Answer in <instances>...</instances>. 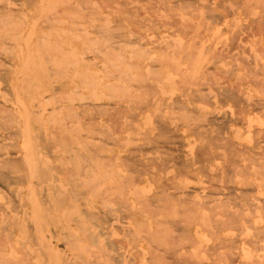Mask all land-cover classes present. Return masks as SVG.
Wrapping results in <instances>:
<instances>
[{
	"label": "rangeland",
	"instance_id": "rangeland-1",
	"mask_svg": "<svg viewBox=\"0 0 264 264\" xmlns=\"http://www.w3.org/2000/svg\"><path fill=\"white\" fill-rule=\"evenodd\" d=\"M240 3L239 0L238 3L237 0H0V15L3 16H0V128L3 130L0 129L3 134L0 133V147L4 149L0 148V178L5 182L7 178L11 182L3 183L0 179V184L6 185H0V208H3L0 210V250H3L0 255L4 260L0 259V264H264L261 258L264 255V34L261 32L262 29L264 31V0H243ZM185 8L189 9L188 13ZM243 8L244 12L241 11ZM213 10L217 14L214 15ZM73 18L79 19L76 21ZM173 18H177L174 20L175 25L171 22ZM252 19L260 22L254 23ZM48 26L51 29H47ZM231 35L237 39L229 38ZM131 40L133 43L129 42ZM169 43L171 46L167 45ZM135 48L140 49L133 52ZM217 49L218 53L222 51L221 54L216 52ZM143 51L146 52L141 55L144 56L140 63L138 55ZM136 52L137 57L132 58ZM239 59L247 64L244 65ZM135 63L136 68L133 66ZM153 63L158 65L152 66ZM126 64L128 67L132 65V68L129 70ZM233 65L236 68L234 71ZM151 67H156L153 68L155 72ZM255 70L258 74L254 73ZM224 71H228L227 74ZM6 72H9L8 78L4 80L2 76ZM136 78L140 79L139 84L143 83L141 79H145L143 85L137 84ZM123 80L128 85H122ZM209 81L212 87L206 83ZM222 82L233 90H227L225 86L224 90ZM218 83L216 89L220 95L214 88ZM152 84L153 88L150 87ZM139 87L144 89H134ZM183 90L184 94L181 92ZM194 94L201 100L194 98ZM223 98L225 101H221ZM36 99L37 102L34 101ZM115 99L118 101L114 102ZM143 102L146 106H142ZM188 109H193L194 113ZM185 113L187 117H184ZM1 114L8 119L1 117ZM209 116L215 119H208ZM3 120L5 122L2 123ZM7 122L8 126L3 125ZM160 124L169 130L166 131L164 125ZM13 125L17 127L13 128ZM7 127L10 134L9 131L7 133ZM157 127H162L159 129H163L166 136L162 132L160 134L162 130ZM171 133L179 138L170 137ZM61 136L68 141L60 139ZM59 141H65L64 145ZM48 144L52 147L44 148ZM10 146L20 149L12 148L15 150L13 152ZM10 152L15 156L12 153L10 157ZM5 157L8 159L6 164V159H3ZM15 157L19 163L15 164L17 160L12 161ZM233 159L238 162L235 163ZM10 166L22 170L18 172L15 171L17 168L10 169ZM16 172L25 173L23 176L27 177H18ZM12 177L22 179L16 181ZM64 177H68V180ZM9 185H12L10 189ZM160 185L162 189H159ZM164 185L166 188H163ZM246 186L251 189L248 190L249 194H243L248 192ZM160 190L164 197L171 200L160 199ZM183 194H187V198ZM58 197L65 199L66 204L63 200L59 201ZM159 199L164 203L168 201L167 211L162 207L168 206L163 202L161 204ZM247 202L252 204L249 206ZM212 205L218 206L214 208ZM212 207L214 211L210 212ZM224 211H227V216L222 215ZM230 211L233 213L230 214ZM177 212L182 213L181 221ZM228 215L238 219L234 218L236 222L232 218L226 220ZM186 217L189 221H186ZM211 218L217 219L215 224L211 223ZM164 219L168 222L177 219L175 221H179V225L174 221L177 231L169 222L168 232L169 227ZM234 222L239 228L232 226ZM158 226L159 229L161 226L160 230L163 228L164 236L160 237L161 240L153 235ZM238 229L242 231L238 232ZM168 233L177 234L174 235L176 239L172 235L169 236L172 238L170 240ZM256 237L259 238L257 241L254 239ZM162 239L165 242L168 240L167 245L176 240L174 245H170L177 251L173 252L165 244H161L162 247L156 246V241L161 243ZM244 239L251 241L245 242ZM253 239L257 245L262 244V248H256V244L254 248ZM157 247L170 251L167 253L159 249L157 252ZM152 250L160 257L154 256ZM164 253L172 257L165 258ZM174 255L178 262L172 259ZM180 255L185 257V260L182 258L183 262L178 260ZM162 256L163 259H158Z\"/></svg>",
	"mask_w": 264,
	"mask_h": 264
},
{
	"label": "bare ground",
	"instance_id": "bare-ground-1",
	"mask_svg": "<svg viewBox=\"0 0 264 264\" xmlns=\"http://www.w3.org/2000/svg\"><path fill=\"white\" fill-rule=\"evenodd\" d=\"M3 1H4V0H3ZM60 1H61V0H59V2H60ZM68 1H69V0H68ZM79 1H80V0H79ZM97 1H98V0H97ZM102 1H104V0H102ZM121 1H122V0H121ZM124 1H126V0H124ZM139 1H140V0H139ZM221 1H222V0H221ZM239 1H241V3L243 2V0H239ZM25 2H27V1H25ZM64 2H65V1H64ZM156 2H157V1H156ZM195 2H196V1H195ZM209 2H210V1H209ZM61 3H62V2H61ZM61 3H60V4H61ZM78 3H80V2H78ZM83 3H84V2H83ZM86 3H87V2H86ZM99 3H100V2H99ZM118 3H119V2H118ZM125 3H126V2H125ZM149 3H150V2H149ZM234 3H235V1H234ZM237 3H238V0H237ZM241 3H240V4H241ZM164 4H165V3H164ZM188 4H189V3H188ZM235 4H236V3H235ZM252 4H253V2H252ZM81 5H82V3H81ZM86 5H87V4H86ZM104 5H105V4H104ZM107 5H108V4H107ZM107 5H106V6H107ZM150 5H151V3H150ZM175 5H176V4H175ZM190 5H191V4H190ZM198 5H199V4H198ZM64 6H65V5H64ZM111 6L113 7V5H111ZM154 6H155V5H154ZM164 6H165V5H164ZM183 6H184V5H183ZM193 6H194V5H193ZM206 6H207V5H206ZM206 6H205V7H206ZM28 7H29V6H28ZM107 7H108V6H107ZM131 7H132V6H131ZM135 7H136V6H135ZM146 7H147V6H146ZM185 7H186V6H185ZM189 7H190V6H189ZM194 7H195V6H194ZM86 8H87V7H86ZM114 8H115V7H114ZM128 8H129V7H128ZM128 8H127V9H128ZM148 8L150 9V11H152V10H151L152 8H150V7H148ZM148 8H147V11H148ZM165 8H166V7H165ZM165 8H164V9H165ZM48 9H50V8H48ZM69 9H70V8H69ZM88 9H90V8H88ZM117 9L119 10V8H117ZM117 9H116V10H117ZM196 9H197V8H196ZM196 9H193V10H196ZM7 10H8V9H7ZM51 10H52V9H51ZM109 10H110V9H109ZM165 10H166V9H165ZM185 10H186V8H185ZM187 10L189 11V9H187ZM187 10H186V12H187ZM191 10H192V9H191ZM72 11H74V10H72ZM85 11H86V10H85ZM154 11H155V10H154ZM206 11H207V9H206ZM210 11H211V10H210ZM241 11L244 12V11H245L244 8H243ZM1 12H2V10H1ZM47 12H49V11H47ZM56 12H57V11H56ZM77 12H78V11H77ZM148 12H149V11H148ZM152 12H153V11H152ZM152 12H150V13H152ZM225 12H226V11H225ZM227 12H228V11H227ZM2 13H3V12H2ZM75 13H76V12H75ZM75 13H74V14H75ZM90 13H92V12H90ZM94 13H95V12H94ZM121 13L123 14V12H121ZM140 13H141V12H139L138 14H140ZM154 13H155V12H154ZM187 13H188V12H187ZM213 13H214V10H213ZM4 14H5V13H4ZM51 14H52V13H51ZM54 14H55V11H54ZM54 14H53V15H54ZM69 14H70V13H69ZM72 14H73V13H72ZM119 14H120V13H119ZM193 14H194V13H193ZM204 14H205V13H204ZM209 14H211V13H209ZM215 14H217V13L215 12L214 15H215ZM226 14H227V13H226ZM8 15H9V14H8ZM11 15H12V14H11ZM11 15H10V17H12ZM53 15H52V16H53ZM56 15H57V13H56ZM89 15H90V14H89ZM91 15H92V14H91ZM131 15H132V14H131ZM171 15H172V14H171ZM174 15H175V14H174ZM189 15H190V14H189ZM0 16H2V15H0ZM28 16H29V15H28ZM48 16H49V15H48ZM64 16H67V15L64 14ZM71 16H72V15H71ZM82 16H83V15H82ZM87 16H88V14H87ZM96 16H97V15H96ZM150 16H151V15H150ZM209 16H210V15H209ZM209 16H208V17H209ZM258 16H260V15L258 14ZM258 16H257V17H258ZM2 17H3V16H2ZM49 17H50V16H49ZM49 17H48V18H49ZM55 17H56V16H55ZM67 17H68V16H67ZM72 17H73V16H72ZM83 17H84V16H83ZM115 17H118V16L115 15ZM124 17H125V16H124ZM171 17H172V16H171ZM204 17H205V16H204ZM220 17H221V16H220ZM260 17H262V16H260ZM0 18H1V17H0ZM17 18H19V17H17ZM84 18H85V17H84ZM84 18H83V19H84ZM120 18H121V17H120ZM192 18H193V16H192ZM209 18H211V17H209ZM258 18H259V17H258ZM45 19H46V17H45ZM73 19L76 20V18H73ZM78 19H79V18H78ZM78 19H77V20H78ZM142 19H143V18H142ZM255 19H256V18H255ZM3 20H4V18H3ZM71 20H72V19H71ZM77 20H76V21H77ZM115 20H116V19H115ZM120 20H121V19H120ZM120 20H119V21H120ZM148 20H149V19H148ZM174 20H177V18H173V19L171 20V22L173 21V23H174ZM250 20H251V19H250ZM252 20H254V19H252ZM1 21H2V20H1ZM1 21H0V22H1ZM6 21H7V20H6ZM47 21H48V19H47ZM117 21H118V20H117ZM117 21H116V22H117ZM119 21H118V22H119ZM127 21H128V20H127ZM258 21L260 22V20H257V22H258ZM261 21H262V20H261ZM3 22H4V21H3ZM13 22H14V21H13ZM13 22H12V23H13ZM17 22H18V21H17ZM40 22H42V21H40ZM257 22L254 20V23H257ZM1 23H2V22H1ZM7 23H8V21H7ZM12 23H10V25H11ZM15 23H16V22H15ZM254 23H253V24H254ZM17 24H18V23H17ZM120 24H121V23H120ZM141 24H142V23H141ZM151 24H153V22H151ZM155 24H156V22H155ZM13 25H14V24H13ZM13 25H11V26H13ZM158 25H161V24H158ZM174 25H175V23H174ZM189 25H190V24H189ZM246 25L248 26V25H250V24H246ZM257 25H258V24H257ZM260 25H261V23H260ZM89 26H90V25H89ZM149 26H150V25H149ZM183 26H185V25L183 24ZM244 26H245V25H244ZM44 27H45V26H44ZM91 27H92V25H91ZM262 27H263V26H262ZM15 28H16V27H15ZM18 28H19V27H18ZM48 28H49V26L47 27V29H48ZM104 28H105V27H104ZM174 28H175V27H174ZM192 28H193V26H192ZM244 28H247V27H244ZM10 29H11V28H10ZM45 29H46V28H45ZM49 29H51V28H49ZM92 29H94V25H93V28H92ZM110 29H111V27H110ZM252 29H253V28H252ZM255 29H258V27H256ZM12 30H13V28H12ZM18 30H19V29H18ZM18 30H17V31H18ZM37 30H38V28H37ZM113 30H114V29H113ZM116 30H117V29H116ZM152 30H154V29H152ZM190 30H191V29H190ZM221 30H222V29H221ZM50 31H51V30H50ZM90 31H91V30H90ZM94 31H95V30H94ZM180 31H181V29H180ZM236 31H237V30H236ZM236 31H234V33H235ZM256 31H258V30H256ZM13 32H14V30H13ZM48 32H49V31H48ZM118 32H119V31H118ZM137 32H138V31H137ZM261 32H263V34H264L263 29H262ZM261 32L258 31V33H261ZM10 33H11V32H10ZM52 33H53V32H52ZM111 33H112V32H111ZM114 33H115V32H114ZM120 33H121V31H120ZM172 33H173V32H171V34H172ZM234 33H233L232 35H234V36L236 35V36H237V34H234ZM237 33H238V32H237ZM247 33H248V32H247ZM100 34H101V33H100ZM104 34H106V32H105ZM123 34H124V33H123ZM132 34H133V33H132ZM141 34H144V33H141ZM4 35H5V34H4ZM138 35H140V33H138ZM184 35H186V34H184ZM232 35H231V36H232ZM255 35H256V34H255ZM17 36H18V35H17ZM80 36H81V35H80ZM133 36H134V35H133ZM141 36H142V35H141ZM141 36H140V37H141ZM198 36H199V35H198ZM234 36L229 37V38H232L233 40H236L237 38L234 37ZM6 37H8V36H6ZM100 37H101V35H100ZM136 37H137V35H136ZM233 37H234V38H233ZM101 38H102V37H101ZM104 38H105V37H104ZM132 38H133V37H132ZM156 38H157V37H156ZM242 38H243V37H242ZM245 38H246V36L244 37V39H245ZM37 39H38V38H37ZM37 39H36V40H37ZM41 39H43V38H41ZM44 39H45V38H44ZM48 39H49V38H48ZM55 39H56V37H55ZM87 39H88V38H87ZM126 39H127V38H126ZM135 39H137V38H135ZM135 39H133L134 42L136 41ZM144 39L146 40V38H144ZM2 40H3V38H2ZM2 40H1V41H2ZM14 40H15V39H14ZM102 40H103V39H102ZM155 40H156V39H155ZM15 41H16V40H15ZM146 41H147V40H146ZM104 42H105V41H104ZM115 42H116V41H115ZM129 42L133 43L132 40L129 41ZM137 42H138V41H137ZM147 42H148V41H147ZM147 42H146V43H147ZM168 42H170V41L168 40ZM233 42H234V41H233ZM235 42H236V41H235ZM235 42H234V43H235ZM3 43H4V42H3ZM51 43H52V41H51ZM102 43H103V42H102ZM144 43H145V42L143 41V44H144ZM170 43H171V42H170ZM170 43L167 44V45H168V46H171L172 43H171V44H170ZM196 43H197V42H196ZM229 43H231V41H230ZM53 44H54V43H53ZM108 44H109V43H108ZM125 44H126V43H125ZM125 44H124V45H125ZM127 44H128V43H127ZM140 44H141V43H140ZM157 44H158V43H157ZM197 44H198V43H197ZM197 44H196V45H197ZM46 45H47V44H46ZM91 45H92V44H91ZM101 45H102V44H101ZM105 45H106V44H105ZM119 45H120V44H119ZM121 45H122V44H121ZM131 45H132V44H131ZM131 45H130V46H131ZM145 45H146V44H145ZM147 45H148V44H147ZM149 45H150V44H149ZM193 45H194V43H193ZM193 45H192V46H193ZM111 46H112V45H111ZM127 46H128V45H127ZM161 46H162V45H161ZM161 46H160V47H161ZM210 46H211V45H210ZM210 46H209L208 48H211ZM228 46H229V45H228ZM6 47H9V46H6ZM6 47H5V48H6ZM42 47H43V46H42ZM47 47H48V46H47ZM49 47H50V46H49ZM98 47H99V46H98ZM112 47H113V46H112ZM157 47H158V46H157ZM163 47H164V46H163ZM145 48H146V47H145ZM158 48H159V47H158ZM161 48H162V47H161ZM166 48H167V47H165L164 49H166ZM205 48H206V47H205ZM239 48H240V47H239ZM36 49H37V48H36ZM82 49H83V48H82ZM114 49H115V48H114ZM125 49H126V48H125ZM128 49H129V48H128ZM137 49H138V48L132 49V51L134 52V51H136ZM139 49H140V48H139ZM139 49H138V50H139ZM148 49H149V48H148ZM159 49H160V48H159ZM164 49H163V50H164ZM191 49H192V48H191ZM48 50H49V49H48ZM121 50H122V48H121ZM126 50H127V49H126ZM176 50H177V49H176ZM176 50H175V51H176ZM257 50H258V49H257ZM9 51H11V50H9ZM12 51H13V49H12ZM87 51H88V50H87ZM147 51H148V50H147ZM154 51H155V50H154ZM223 51H224V50H223ZM92 52H93V51H92ZM139 52H140V51H139ZM144 52H146V51H143V53H139V55H138V52H136L137 54H136V53H133V54H135V55H134V56H131V57H132V58H133V57L135 58V57H137L136 55L140 56V60H139V62L141 63V60H142L141 58H143V56H144V55H143V56L141 57V55L144 54ZM158 52H159V51H158ZM169 52H170V51H169ZM191 52H194V51L192 50ZM191 52H188V53L191 54ZM216 52L218 53V49H217ZM221 52H222V51H221ZM221 52L218 53V54H221ZM259 52H260V51H259ZM259 52H258V53H259ZM93 53H94V52H93ZM131 53H132V52H131ZM185 53H186V52H185ZM214 53H215V51H214ZM227 53H228V52H227ZM5 54H6V53H5ZM84 54H85V53H84ZM91 54H92V53H91ZM117 54H118V53H117ZM145 54H146V53H145ZM152 54H153V53H152ZM152 54H151V55H152ZM88 55H89V54H88ZM118 55H120V54H118ZM122 55H124V53H123ZM215 55H217V54L215 53ZM233 55H234V53H233ZM43 56H44V55H43ZM46 56H47V54H46ZM94 56L97 57L98 55H94ZM109 56H110V55H109ZM190 56H192V54H191ZM212 56H214V54H212ZM221 56H222V55H221ZM230 56H231V55H230ZM9 57H10V56H9ZM110 57H111V56H110ZM214 57H215V56H214ZM218 57H219V56H218ZM35 58H36V57H35ZM43 58H44V57H43ZM47 58H49V57H47ZM89 58H90V57H89ZM89 58H88V59H89ZM112 58H113V57H112ZM122 58H123V57H122ZM138 58H139V57H138ZM145 58H146V57H144V60H145ZM191 58H192V57H191ZM215 58H217V57H215ZM219 58H220V57H219ZM219 58H217V59H219ZM81 59H82V58H81ZM113 59H114V58H113ZM123 59H124V58H123ZM158 59H159V58H158ZM242 59H243V58H242ZM242 59H239V60H240L242 63H244V65L247 64L246 61L244 62V61H242ZM49 60H50V59H49ZM154 60H156V59H154ZM250 60H252V59H250ZM2 61H3V60H2ZM47 61H48V60H47ZM151 61H152V60H150L149 63H150ZM180 61H181V60H180ZM256 61H257V60H256ZM113 62H114V61H113ZM124 62H125V61H124ZM124 62H123V63H124ZM127 62H128V61H127ZM127 62H125V63H127ZM130 62H131V61H129V63H130ZM139 62H138V63H139ZM146 62H147V61H146ZM154 62H155V61H154ZM257 62H258V61H257ZM44 63L46 64V62H44ZM50 63H51V62H50ZM120 63H122V59H121ZM125 63H124V64H125ZM136 63H137V62H136ZM136 63L133 64L134 68L137 67V66H136ZM149 63H148V64H149ZM95 64H96V63H95ZM130 64H132V62H131ZM154 64H156V63H153L152 66H154ZM215 64H216V62H215ZM258 64H259V63H258ZM90 65H91V64H90ZM119 65H120V64H119ZM138 65H139V64H138ZM156 65H158V64H156ZM156 65H155V66H156ZM212 65H214V64H212ZM32 66H33V65H32ZM112 66H113V65H111V67H112ZM121 66H122V64H121ZM126 66H127V64H126ZM126 66H124V67H126ZM128 66H129V65H128ZM128 66H127V67H128ZM135 66H136V67H135ZM233 66H234V65H233ZM258 66H259V65H258ZM84 67H85V66H84ZM149 67H150V65H149ZM157 67H158V66H157ZM248 67H249V66H248ZM6 68H7V67H5V70H6ZM51 68H53V67H51ZM131 68H132V65H131V67H128L129 70H130ZM153 68H156V67H151V69H153ZM207 68H208V67H207ZM211 68H214V67H211ZM246 68H247V65H246ZM259 68H262V67L259 66ZM3 69H4V68H3ZM7 69H8V68H7ZM54 69H55V68H54ZM126 69H127V68H126ZM126 69H125V70H126ZM128 69H127V70H128ZM148 69H149V68H148ZM233 69H236L235 66H234V68H232V70H233ZM9 70H10V69H9ZM57 70H58V69H57ZM116 70H117V69H116ZM153 70H154V69H153ZM156 70H157V69H156ZM211 70H212V69H211ZM250 70H251V69H250ZM261 70H262V69H261ZM6 71H7V70H6ZM53 71H55V70H53ZM121 71H122V70H121ZM233 71H234V70H233ZM256 71H257V70H255L254 73H257ZM10 72H11V70H10ZM60 72H61V71H60ZM60 72H57V71H56V73H58L59 75L62 74V73H60ZM154 72H155V70H154ZM213 72H214V69H213ZM224 72H225V71H224ZM226 72H228V71H226ZM226 72H225V74H227ZM248 72H249V71H248ZM248 72H247V73H248ZM252 72H253V71H252ZM258 72H259V71H258ZM4 73H5V72H4ZM6 73H7V72H6ZM8 73H9V72H8ZM8 73L6 74L7 76H6V75H5L4 77L2 76V79L7 80V78H8ZM40 73H41V72H40ZM205 73H206V72H205ZM229 73H231V71H229ZM233 73H234V72H233ZM233 73H232V74H233ZM247 73H246V75H247ZM38 74H39V73H38ZM158 74H159V73H158ZM248 74H249V73H248ZM252 74H253V73H252ZM257 74H258V73H257ZM0 75H1V74H0ZM40 75H41V74H40ZM63 75H64V74H63ZM111 75H112V74H111ZM115 75H116V73H115ZM117 75H118V74H117ZM122 75H123V77H125L123 73H122ZM122 75H121V76H122ZM140 75H141V74H140ZM159 75H160V74H159ZM46 76L48 77V75H46ZM82 76H83V75H82ZM121 76H119V77H121ZM127 76H129L128 72H127ZM156 76H157V75H154V77H156ZM208 76H209V75H207V77H208ZM6 77H7V78H6ZM44 77H45V76H44ZM141 77H142V76H141ZM148 77H149V76H148ZM225 77H226V76H225ZM227 77H228V76H227ZM0 78H1V77H0ZM5 78H6V79H5ZM142 78H143V77H142ZM149 78H150V77H149ZM24 79H25V78H24ZM93 79H94V78H93ZM95 79H96V78H95ZM116 79H118L117 76H116ZM119 79H120V78H119ZM121 79H122V77H121ZM121 79H120V80H121ZM209 79L211 80V77H210V76H209ZM44 80H45V79H44ZM77 80H79V79H77ZM134 80H135V79H134ZM138 80H140V79H138ZM138 80H137V78H136V81H135V82H137ZM144 80H145V79H143V80L141 79V81H143V83H144ZM249 80H250V78H249ZM24 81H25V80H24ZM80 81H82V80H80ZM253 81H254V80H253ZM62 82H63V81H62ZM92 82H93V81H92ZM121 82H122V81H121ZM126 82H127V81H126ZM126 82H124V80H123L122 85H124V83H126ZM178 82H179V81H178ZM7 83H8V82H7ZM45 83H46V82H45ZM78 83H79V82H78ZM131 83H133V82L131 81ZM143 83H140V84L143 85ZM145 83H146V82H145ZM206 83L209 84L210 81H209V82H206ZM206 83H205V84H206ZM215 83H216V82H214L213 84H215ZM252 83H253V82H252ZM31 84H33V83H31ZM126 84H127V83H126ZM137 84H139V81L137 82ZM140 84H139V85H140ZM256 84L258 85L259 83H256ZM87 85H88V84H87ZM122 85H120V86L122 87ZM127 85H128V84H127ZM127 85H126V87H128V89H129V86H127ZM132 85H133L132 87H134V83H133ZM153 85H154V84H152V86L150 85V87L153 88V87H154ZM209 85H211V84H209ZM218 85H219V83L217 84L216 87L214 86V88H215L216 91L218 90V89H216V88L218 87ZM222 85H223V82H222ZM222 85H221V86H222ZM226 85H227V84H226ZM226 85L224 84L222 87L224 88V86L226 87ZM24 86H26V85H24ZM47 86H48V85H47ZM61 86H62V84H61ZM84 86H85V85H84ZM124 86H125V85H124ZM204 86H205V85H204V83H203V88L205 89ZM4 87L6 88L5 85H4ZM148 87H149V85H148ZM211 87H212V85H211ZM222 87H221V88H222ZM232 87H233V86H232ZM2 88H3V87H2ZM5 88H3V89H5ZM7 88H8V87H7ZM51 88H52V87H51ZM88 88H90V87L88 86ZM101 88H102V87H101ZM124 88H125V87H124ZM151 88H150V89H151ZM226 88H227V87H226ZM52 89H53V88H52ZM109 89H110V87H109ZM125 89H127V88H125ZM134 89H135V90H136V89H140V90H141V89H144V88H143V87H142V88L139 87V88H134ZM150 89H149V90H150ZM228 89H229V86H228L227 90H228ZM5 90L8 91L9 89H5ZM25 90H26V89H25ZM73 90H74V89H73ZM88 90H89V89H88ZM181 90H182V89H181ZM191 90H192V89H191ZM220 90H221V89H220ZM222 90H223V89H222ZM224 90H226V89L224 88ZM229 90H233V88H232V89H229ZM234 90H235V88H234ZM44 91H45V89H44ZM46 91H47V90H46ZM130 91H133V89L130 90ZM141 91H142V90H141ZM236 91H237V90H236ZM119 92H120V91H119ZM151 92H152V90H151ZM181 92H183V94H184L185 90H183V91H181ZM191 92H192V91H191ZM191 92H190V93H191ZM193 92H194V90H193ZM217 92L219 93V91H217ZM222 92H224V91H222ZM226 92H227V91H226ZM24 93H25V92H24ZM39 93H40V92H39ZM115 93H116V92H115ZM123 93H124V92H123ZM144 93H146V89L144 90ZM153 93H154V92H153ZM153 93H152V94H153ZM190 93H189V94H190ZM51 94H52V93H51ZM120 94H121V93H120ZM124 94L126 95V92H125ZM220 94H221V93H219V95H220ZM36 95H37V94H36ZM36 95H35V96H36ZM153 95H154V94H153ZM190 95H191V94H190ZM194 95H195L194 98H196V97H197L196 94H194ZM194 95H193V96H194ZM25 96H26V95H25ZM52 96H53V95H52ZM106 96H107V94H106ZM108 96H109V95H108ZM108 96H107V97H108ZM115 96H116V95H115ZM130 96H131V94H130ZM191 96H192V95H191ZM191 96H190V97H191ZM204 96H205V95H204ZM207 96H208V95H206V97H207ZM230 96H231V95H230ZM232 96H233V95H232ZM135 97H136V95H135ZM147 97H148V96H147ZM188 97H189V96H188ZM222 97H224V96H222ZM234 97H235V96H234ZM2 98H3V97H2ZM35 98H36V97H35ZM35 98H34V99H35ZM48 98H49V97H48ZM85 98H86V97H85ZM110 98H111V97H110ZM143 98H144V97H143ZM177 98H178V97H177ZM198 98H199V97H197V99H198ZM209 98H210V97H209ZM123 99H124V98H123ZM140 99H142V98H140ZM140 99H139V100H140ZM150 99H151V98H149V100H148L147 102H149ZM192 99H193V98H192ZM83 100H84V99H83ZM85 100H86V99H85ZM173 100H174V99H173ZM176 100H177V104H179V103H178L179 98L176 99ZM199 100H201V99L199 98ZM227 100H228V99H227ZM2 101H3V100H2ZM2 101H1V103H2ZM34 101L37 102V99L34 100ZM38 101H39V100H38ZM112 101H113V100H112ZM117 101H118V99H117ZM117 101H116V99H115L114 102H117ZM136 101L138 102V100H136ZM141 101H142V100H141ZM195 101H196V100H195ZM205 101H208V100H205ZM221 101H225L224 98H223ZM81 102H83V101H81ZM84 102H85V101H84ZM173 102H175V101H173ZM143 103H144V102H143ZM180 103H181V101H180ZM182 103H183V102H182ZM81 104H83V103H81ZM90 104H92V103L90 102ZM115 104H117V103H115ZM148 104H150V103H148ZM210 104H211V103H210ZM6 105H7V104H6ZM6 105L4 104L3 106H6ZM33 105H34V104H33ZM131 105H132V104H131ZM144 105H145V103H144L142 106H144ZM121 106H122V105H121ZM129 106H130V105H129ZM142 106H141V109H142ZM145 106H146V105H145ZM254 106H255V105H254ZM79 107H80V106H79ZM130 107H131V106H130ZM35 108H37V106H35ZM54 108H55V107H54ZM135 108H136V107H135ZM173 108H174V106H173ZM192 108H193V107H192ZM57 109H59V108L57 107ZM131 109H132V108H131ZM143 109H144V108H143ZM143 109H142V110H143ZM161 109H162V108H161ZM177 109H178V108H177ZM181 109H182V108H181ZM34 110H36V109H34ZM37 110H38V108H37ZM51 110H53V108H52ZM184 110H185V109H184ZM188 110H190V109H188ZM191 110H192V111H191ZM191 110H190V111H191L190 113H192V112L194 113L193 109H191ZM38 111H39V110H38ZM6 112H7V111H6ZM66 112H67V111H66ZM117 112H118V111H117ZM186 112H187V111H186ZM34 113H35V112H34ZM34 113H33V114H34ZM36 113H37V112H36ZM64 113H65V112H64ZM121 113H122V112H121ZM187 113H188V112H187ZM236 113H237V112H236ZM2 114H3V113H2ZM2 114H1V115H2ZM79 114H80V113H79ZM131 114H133V113H131ZM118 115H119V114H118ZM133 115L135 116V114H133ZM195 115H196V113H195ZM64 116H67V115H63V117H64ZM99 116H100V115H99ZM189 116H190V115H189ZM196 116H197V115H196ZM1 117H6V116H3V115H2ZM15 117H16V115H15ZM85 117H86V116H85ZM96 117H97V116H96ZM109 117H110V116H109ZM111 117H112V116H111ZM135 117H136V116H135ZM159 117H160V116H159ZM159 117H158V118H159ZM184 117H187L186 113H185V116H184ZM192 117H193V116L191 115V118H192ZM210 117H211V116H209V117H207V118L209 119ZM213 117H214V116H213ZM213 117H212V118H213ZM6 118H7V117H6ZM66 118H68V117H66ZM66 118H65V119H66ZM212 118H210V119H212ZM217 118H218V117H217ZM7 119H8V118H7ZM14 119H15V118H14ZM208 119H207V120H208ZM213 119H215V118H213ZM218 119H219V118H218ZM218 119H216V120L218 121ZM226 119H227V118H226ZM236 119H237V118H236ZM241 119H242V117H241ZM0 120H2V119L0 118ZM92 120H93V119H92ZM154 120H155V119H154ZM158 120H159V119H158ZM160 120H161V119H160ZM229 120H230V119H229ZM14 121H15V120H14ZM213 121H214V120H213ZM217 121H216V122H217ZM238 121L240 122L239 119H238ZM1 122L3 123V122H5V121L3 120V121H1ZM16 122H17V124H18V121H16ZM153 122H154V121H153ZM216 122H214V123H216ZM225 122H226V121H225ZM8 123H9V122H7V124L5 123V124H3V125H5V126L7 125V126H8ZM49 123H50V122H49ZM49 123H48V124H49ZM210 123H213V122L211 121ZM210 123H208V124H210ZM87 124H88V123H87ZM155 124H157V122H156ZM158 124H159V123H158ZM165 124H166V123H165ZM202 124H203V123H202ZM218 124H219V123H218ZM55 125H56V123H55ZM62 125H63V124H62ZM160 125H164V124H160ZM160 125H159V126H160ZM198 125H199V124H198ZM203 125H204V124H203ZM216 125H217V123H216ZM15 126H16V125H15ZM15 126L13 125V128H14ZM18 126H19V124H18ZM49 126H51V124H50ZM89 126H91V125H89ZM89 126H88V127H89ZM156 126H158V125H156ZM195 126H196V125H195ZM199 126H200V125H199ZM16 127H17V126H16ZM62 127H65V126H62ZM112 127H113V126H112ZM253 127H254V126H253ZM3 128H5V127H3ZM7 128H8V130H7V133H8V131H9L10 129H9V127H7ZM48 128H49V127H48ZM56 128H57V127H56ZM65 128H69V127H65ZM89 128H90V127H89ZM157 128L159 129V128H162V127H157ZM164 128L166 129V128H168V127H166V126L164 125ZM193 128H196V127H193ZM217 128H218V126H217ZM217 128H216V129H217ZM0 129H1V128H0ZM50 129H51V128H50ZM205 129H206V128H205ZM1 130H2V129H1ZM1 130H0V131H1ZM16 130H17V129H16ZM84 130H85V129H84ZM159 130H162V131H160V132L157 131V132H159L160 134H161V132H162V135H163V136H164V135L166 136V134H163V133L165 132L163 129H159ZM168 130H169V129H166V131H168ZM171 130H172V128H171ZM191 130H192V129H191ZM193 130H194V129H193ZM219 130H220V129H219ZM253 130H254V129H253ZM2 131H3V130H2ZM13 131L15 132V129H14ZM18 131H19V130H18ZM18 131H17V132H18ZM50 131H51V130H50ZM85 131H86V130H85ZM174 131H175V130H174ZM194 131H196V129H195ZM207 131H208V130H207ZM207 131L205 130V132H207ZM11 132H12V131H11ZM40 132H41V130H40ZM104 132H106V131H104ZM157 132H156V133H157ZM171 132H172V131H171ZM199 132H200V131H199ZM208 132H209V131H208ZM215 132H216V130H215ZM0 133H1V132H0ZM85 133H86V132H85ZM216 133H217V132H216ZM252 133H253V132H252ZM9 134H10V131H9ZM74 134H75V133H74ZM167 134H169V132H168ZM1 135H3V134L1 133ZM1 135H0V136H1ZM7 135H8V134H7ZM16 135H17V134H16ZM175 135H176V134H175ZM175 135H174L173 133H171V134H170V137L173 136L172 138H176L177 136L174 137ZM216 135L219 136L218 134H216ZM261 135H262V134H260V136H261ZM10 136H11V135H9V137H10ZM17 136H18V135H17ZM157 136H158V135H156V137H157ZM212 136H213V135H212ZM262 136L264 137V133H263ZM9 137H8V138H9ZM11 137H13V136H11ZM263 137H262V138H263ZM40 138H41V136H40ZM61 138H62V136L60 137V139H61ZM177 138H179V136H178ZM0 139H1V137H0ZM3 139H4V137H3ZM9 139H10V138H9ZM18 139H19V138H18ZM62 139L67 140L65 137L62 138ZM156 139H157V138H156ZM209 139H210V138H209ZM217 139H218V138H217ZM219 139H220V138H219ZM219 139H218V140H219ZM12 140H13V139H12ZM48 140H50V139H48ZM154 140H155V139H154ZM157 140H158V139H157ZM160 140H161V139H160ZM163 140H164V139H163ZM166 140H167V139H166ZM173 140H174V139H173ZM178 140H179V139H178ZM210 140H211V139H210ZM210 140H209V141H210ZM213 140H214V139H213ZM215 140H216V139H215ZM221 140H222V139H221ZM1 141H2V140H0V142H1ZM8 141H9V140H8ZM16 141H18L17 138H16ZM67 141H68V140H67ZM145 141H146V140H145ZM164 141H165V140H164ZM169 141H170V139H169L167 142H169ZM226 141H227V140H226ZM59 142H61V141H59ZM63 142H65V141H62L61 143L63 144ZM82 142H83V141H82ZM179 142H180V141H179ZM214 142H217V141H214ZM218 142H219V141H218ZM262 142H263V141H262ZM12 143H13V142H12ZM12 143H11V145H12ZM50 143H51V145H53L51 141H50ZM113 143H114V142H113ZM170 143H171V142H170ZM170 143H169V144H170ZM212 143H213V142H212ZM6 144H7V143H6ZM66 144H67V143H66ZM91 144H92V143H91ZM103 144H104V143H103ZM162 144H163V142H162ZM166 144H167V143H166ZM177 144H178V143H177ZM214 144H215V143H214ZM255 144H256V143H255ZM2 145H4V144L2 143ZM15 145H16V144H15ZM51 145H49V144H48V145H44V148H45V147H50ZM59 145H60V143H59ZM63 145H64V144H63ZM145 145H147V144H145ZM167 145H168V144H167ZM219 145L222 146V144H219ZM19 146H20V145H19ZM66 146H67V145H65V147H66ZM68 146H69V144H68ZM109 146H110V145H109ZM215 146H216V145H215ZM223 146H224V145H223ZM226 146H227V145H226ZM1 147H2V146H1ZM1 147H0V148H1ZM10 147H11L10 150L13 151V152H14L15 150H12V148H14V149H15V148H19V149H20V147H16V146H15V147H14V146H10ZM51 147H52V146H51ZM89 147H90V146H89ZM168 147H169V146H168ZM234 147H235V146H234ZM67 148H68V147H67ZM67 148H66V150H67ZM102 148H103V147H102ZM2 149H3V147H2ZM6 149H7V148H6ZM19 149H18V150H19ZM69 149H70V147H69ZM95 149H96V148H95ZM97 149H98V148H97ZM134 149H136V148L134 147ZM0 150H1V149H0ZM3 150H4V149H3ZM170 150H171V149H170ZM234 150H235V149H234ZM6 151H7V150H6ZM19 151H21V150H19ZM131 151H132V150H131ZM134 151H135V150H134ZM168 151H169V150H168ZM168 151H167V152H168ZM171 151H173V150H171ZM244 151H245V150H244ZM256 151H257V150H256ZM1 152H2V151H1ZM7 152H8V151H7ZM13 152H10L8 155H10V157H12L11 155H12ZM48 152H49V151H48ZM69 152H70V151H69ZM95 152H96V151H95ZM137 152H138V150H137ZM164 152H165V151H164ZM228 152H229V151H228ZM245 152H246V151H245ZM2 153H3V152H2ZM143 153H144V152H143ZM13 154H14V153H13ZM44 154H45V153H44ZM47 154H48V156H49V153H47ZM204 154H205V153H204ZM233 154H234V153H232V155H233ZM253 154H254V153H253ZM255 154H256V153H255ZM6 155H7V154H6ZM21 155H22V153H21ZM94 155H95V154H94ZM136 155H137V154H136ZM136 155H135V156H136ZM215 155H216V154H215ZM256 155H258V154H256ZM1 156H2V155H1ZM14 156H15V154H14ZM54 156H55V155H54ZM56 156H57V155H56ZM67 156H68V155H67ZM70 156H71V155H70ZM79 156H81V154H80ZM126 156H127V155H126ZM130 156H131V155H130ZM132 156H133V155H132ZM132 156H131V157H132ZM174 156H175V155H174ZM213 156H214V155H213ZM17 157H19V156H17ZM20 157H21V156H20ZM20 157H19V158H20ZM57 157H58V156H57ZM82 157H83V156H82ZM131 157H130V158H131ZM133 157H134V156H133ZM136 157H137V156H136ZM214 157H215V156H214ZM250 157H251V156H250ZM1 158H2V157H1ZM7 158H8V157H7ZM15 158H16V157H15ZM15 158H14L12 161L17 160V158H16V159H15ZM126 158H127V157H126ZM126 158H125V159H126ZM134 158H135V157H134ZM138 158H139V157H138ZM152 158H153V157H152ZM155 158H156V157H155ZM155 158H154V159H155ZM164 158H165V157H164ZM168 158H169V157H168ZM3 159H4V161H5L6 157L3 158ZM21 159H22V158H21ZM127 159H128V158H127ZM166 159H167V158H166ZM171 159L174 160L173 158H171ZM171 159H170V160H171ZM7 160H8V159H6L5 164H6ZM9 160H11V159H9ZM82 160H83V159H82ZM130 160H132V158H131ZM136 160H138V159H136ZM161 160H162V158H161ZM167 160H168V159H167ZM233 160H234V159H233ZM19 161H21V160H19ZM132 161H133V160H132ZM138 161H139V160H138ZM138 161L136 162L137 164H139ZM150 161H151V160H150ZM236 161H237V160H236ZM14 162H15V164H16V162L19 163L18 160H17V161H14ZM139 162H140V161H139ZM164 162H167V161L165 160ZM164 162H163V163H164ZM205 162H206V161H205ZM234 162H235V160H234ZM234 162H233V164H234ZM237 162H238V161H237ZM237 162H235V163H237ZM254 162H255V161H254ZM10 163H11V162H10ZM127 163H128V162H127ZM206 163H207V162H206ZM228 163H229V162H228ZM7 164H9V163H7ZM20 164H21V162H20ZM89 164H90V163H89ZM134 164H135V161H134ZM263 164H264V163H263ZM18 165H19V164H18ZM125 165H126V164H125ZM144 165H145V164H144ZM154 165H155V164H154ZM245 165H246V164H245ZM260 165H261V164H260ZM13 166H14V164H13ZM13 166H12V167L10 166L11 168H10V167H9V168H10V169L15 168V167H13ZM16 166H17V165H16ZM19 166L22 168V165H19ZM127 166H128V165H127ZM137 166H138V165H137ZM175 166H176V165H175ZM184 166H185V165H184ZM232 166H233V165H232ZM237 166H238V165H237ZM256 166H257V164H256ZM49 167H50V166H49ZM49 167H48V168H49ZM81 167H82V166H81ZM169 167H170V166H169ZM200 167L202 168V166H200ZM244 167H245V166H244ZM16 168H17V169H16ZM16 168H15L16 170L14 169L15 171L22 170V169H20V168H18V167H16ZM51 168H52V167H51ZM248 168H249V167H248ZM0 169H1V172H2V167H1ZM10 169H8V170H10ZM54 169H55V168H54ZM176 169H177V168H176ZM216 169H217V168H216ZM226 169H227V167H226ZM228 169H229V168H228ZM230 169H231V168H230ZM233 169H234V168H233ZM244 169H245V168H243L242 170H244ZM260 169H261V168H260ZM3 170H4V169H3ZM262 170H263V168H262ZM23 171H24V170H23ZM44 171H45V170H44ZM136 171H137V170H136ZM143 171H144V170H143ZM233 171H234V170H233ZM246 171H247V170H246ZM11 172H12V171H11ZM18 172H19V171H18ZM67 172H68V171H67ZM141 172H142V170H141ZM141 172H140V173H141ZM203 172H204V171H203ZM229 172H230V171H229ZM244 172H245V171H244ZM3 173H5V172H3ZM64 173H65V172H64ZM204 173H207V172H204ZM231 173H232V172H231ZM245 173H246V172H245ZM1 174H2V173H1ZM13 174H14V173H13ZM13 174H12V175H13ZM15 174H18V175H16V176H18V177L22 176L23 178L26 176V175L23 176V174H25V173H23V174L21 173V174H20V173H17V172H16ZM19 174H20V175H19ZM207 174H208V173H207ZM226 174H229V173H226ZM7 175H8V174H7ZM8 176L11 177V175H8ZM8 176H7V177H8ZM65 176H66V174H65ZM71 176H72V175H71ZM0 177H1V176H0ZM5 177H6V176H5ZM18 177H17V179H18ZM26 177H27V176H26ZM47 177H48V176H47ZM73 177H74V176H73ZM73 177H72V178H73ZM227 177H228V176H227ZM227 177H226V180H227ZM12 178H14V177H12ZM15 178H16V177H15ZM15 178H14V179H15ZM65 178L67 179L68 177H64V179H65ZM72 178H70V179H72ZM75 178H76V177H75ZM132 178H133V177H132ZM208 178H209V177H208ZM228 178H229V177H228ZM0 179H1V178H0ZM21 179H22V178H21ZM21 179H20V180H21ZM24 179H25V178H24ZM47 179H49V177H48ZM76 179H77V178H76ZM167 179H169V177H168ZM167 179H166V180H167ZM1 180H2V179H1ZM15 180H16V179H15ZM15 180H13V181L15 182ZM18 180H19V179H18ZM18 180H16V181H18ZM20 180H19V181H20ZM43 180H44V179H43ZM67 180H68V179H67ZM67 180H66V181H67ZM218 180H219V179H218ZM7 181H9V184H11L10 180H8V179L6 178V182H7ZM13 181H12V182H13ZM23 181H24V180H23ZM23 181H21V183H22ZM211 181H212V180H211ZM231 181H232V180H231ZM2 182H3V183L5 182L4 179L2 180ZM2 182L0 181V183H2ZM6 182H5V183H6ZM24 182H27V181H24ZM124 182H126V181H124ZM124 182H123V183H124ZM227 182H228V180H227ZM233 182H234V181H233ZM21 183H19V184L21 185ZM211 183H213V182H211ZM7 184H8V183H7ZM16 184H17V183H16ZM22 184H23V183H22ZM70 184H71V185H74V184L71 183V181H70ZM225 184H226V183H225ZM231 184H232V182H231ZM0 185L2 186V185H5V184H0ZM13 185H14V183H13ZM157 185H158V184H157ZM226 185H227V184H226ZM5 186H6V185H5ZM11 186H12V185H11ZM11 186H10V185L8 186L9 189H10ZM110 186H111V185H110ZM125 186H126V184H125ZM161 186H162V185L159 186V189H162ZM167 186H168V185H167ZM169 186H170V185H169ZM248 186H249V185H248ZM248 186H246V188H247ZM111 187H112V186H111ZM121 187H122V185H121ZM12 188H13V187H12ZM163 188H166V186L164 185ZM213 188H214V187H213ZM215 188H216V187H215ZM230 188H231V187H230ZM230 188H229V190H230ZM248 188H249V187H248ZM68 189H69V188H68ZM209 189H210V188H209ZM226 189H227V188H226ZM70 190H71V189H70ZM248 190L251 191L250 188H249V189H246V191H248ZM7 191H9V190H7ZM71 191H72V190H71ZM179 191H180V190H179ZM188 191H189V190H188ZM210 191H211V190H210ZM231 191H232V193H233V190H231ZM244 191H245V190H244ZM10 192H11V191H10ZM73 192H74V191H73ZM123 192H124V191H123ZM158 192H159V194H160L161 196H163L162 198H161V196H160V199H163V200L170 199V200H171V198H166V197H164V193L161 194V190L158 191ZM164 192H165V191H164ZM186 192H187V191H186ZM213 192L215 193L216 191H212V193H213ZM228 192H229V191H228ZM242 192H243V191H242ZM176 193H177V192H176ZM187 193L189 194L190 191L187 192ZM207 193H208V192H207ZM230 193H231V192H230ZM247 193L249 194L250 192L248 191V192H245V193H243V194H247ZM71 194H72V193H71ZM115 194H117V193H115ZM227 194H228V193H226V195H227ZM72 195H73V194H72ZM172 195L174 196V193H172ZM183 195H184V197H185L187 194H183ZM207 195H208V194H207ZM210 195H212V194L210 193ZM234 195H235V193H234ZM173 196H170V195H169L168 197H173ZM189 196H190V195H189ZM231 196H232V194H231ZM72 197H73V196H72ZM74 197H75V196H74ZM63 198H64V197H63ZM173 198H174V197H173ZM173 198H172V199H173ZM185 198H187V197H185ZM185 198H184V199H185ZM238 198H239V197H238ZM245 198H248V197L246 196ZM56 199H57V198H56ZM59 199H60V198L58 197V200H59ZM68 199H69V198H68ZM117 199H118V201L120 202L119 198H117ZM117 199H116V200H117ZM154 199H155V198H154ZM160 199H159L158 201H160ZM207 199H208V197H207ZM207 199H206V201H209V200H207ZM213 199H214V197H213ZM213 199H212V200H213ZM223 199H224V198H223ZM262 199H263V198H262ZM58 200H57V201H58ZM62 200L65 201V199H62ZM62 200L60 199L59 201L62 202ZM110 200H112V199H110ZM123 200H124V199H123ZM147 200H148V199H147ZM151 200H152V199H151ZM236 200H238V199H236ZM13 201H14V198H13ZM59 201H58V202H59ZM118 201H117V202H118ZM142 201H143V200H142ZM223 201H224V200H223ZM238 201H240V198H239ZM238 201H235V202H238ZM246 201H247V200H246ZM58 202H57V203H58ZM143 202H144V201H143ZM150 202H151V201H150ZM160 202H161V201H160ZM162 202H163V201H162ZM162 202H161V204L164 203V202H163V203H162ZM165 202H166V201H165ZM167 202H168V201H167ZM167 202L164 203V205H167V206H168L169 204H168ZM185 202L188 204L187 201H185ZM185 202H184V203H185ZM227 202H228L229 204H233V203H230V201H227ZM227 202H226V203H227ZM232 202H234V201L232 200ZM235 202H234V203H235ZM14 203H15V202H14ZM64 203L66 204V201H65ZM64 203H63V204H64ZM124 203H125V202H124ZM204 203H205V202H204ZM216 203H217V202H216ZM12 204H13V203H12ZM59 204H60V203H59ZM120 204H122V203H120ZM148 204H149V203H148ZM187 204H186V205H187ZM206 204H208V202H207ZM239 204H240V203H239ZM246 204H249V203L247 202ZM251 204H252V203H251ZM251 204H249V206H250ZM60 205H62V204H60ZM201 205H202V204H201ZM215 205H216V204H215ZM224 205H225V204H224ZM235 205L238 206L237 204H235ZM240 205H241V204H240ZM66 206H67V205H66ZM68 206H69V205H68ZM68 206H67V207H68ZM107 206H108V205H107ZM107 206H106V208H108ZM162 206H163V205H162ZM212 206L214 207V205H212ZM217 206H218V205H217ZM217 206H215V207H217ZM249 206H247V207H249ZM253 206H254V205H253ZM60 207H62V206H59V208H60ZM71 207H72V206H71ZM157 207H158V206H157ZM213 207L211 208L212 210H210V212H211V211H214ZM215 207H214V208H215ZM219 207H220V206H219ZM232 207H233V206H232ZM62 208H63V207H62ZM68 208H69V207H68ZM124 208H125V210H126V207H124ZM141 208H142V207H141ZM164 208H165L166 211H167V210L169 209V206H168V208H166V207H162V209H164ZM203 208H206V206H204ZM239 208H240V206H239ZM1 209H3V208H0V210H1ZM49 209H50V208H49ZM118 209H119V208H118ZM154 209H155V208H154ZM165 209H164V210H165ZM221 209L224 210L223 207H222ZM249 209H250V208H249ZM67 210H68V209H67ZM146 210L148 211V210H150V208H146ZM188 210H189V207H188ZM208 210H209V208H208ZM4 211H5V210H4ZM119 211H120V210H119ZM121 211H122V210H121ZM126 211H127V210H126ZM155 211H156V210H155ZM227 211H228V210H227ZM227 211H226V212H227ZM239 211H241V209H239ZM239 211H237V213H238ZM252 211H253V209H252ZM106 212H107V210H106ZM127 212H128V211H127ZM127 212H126V213H127ZM129 212H130V211H129ZM168 212H169V211H168ZM186 212H187V210L185 211V213H186ZM190 212H191V211H190ZM226 212L224 211L222 215H226V216H227ZM235 212H236V211H235ZM84 213H86V212H84ZM126 213H124V214H126ZM153 213H154V211H153ZM232 213H233V212L230 211V214H232ZM237 213H234V214L237 215ZM262 213H263V212H262ZM82 214H83V213H82ZM90 214L92 215V213H90ZM106 214H107V213H106ZM128 214H130V213H128ZM177 214H178V217H179V220H180V216L182 217V213L179 214V213L177 212ZM187 214H188V213H187ZM190 214H191V213H190ZM240 214H242V213L240 212ZM263 214H264V213H263ZM263 214H262V215H263ZM109 215H110V214H109ZM122 215H123V214H122ZM103 216H105L104 213H103ZM197 216H198V215H197ZM197 216H195V218H196ZM100 217H101V216H100ZM188 217H189V216H188ZM242 217H243V216H242ZM79 218H80V217H79ZM86 218H87V217H86ZM88 218H90V217H88ZM88 218H87V219H88ZM101 218H102V217H101ZM104 218H107V217H104ZM111 218H112V217H111ZM186 218H187V217H186ZM189 218H190V217H189ZM230 218H232L233 221L235 220V222H236V219H238V218H236V217H234V216H230V215H228V217L225 218V219L227 220V219H230ZM234 218H236V219H234ZM263 218H264V216H263ZM91 219H92V218H91ZM132 219H133V218H132ZM165 219H166V218H165ZM165 219H164V220H165ZM225 219H224V221H225ZM80 220H82V219H80ZM95 220H96V219H94V221H95ZM107 220H108V219H107ZM175 220H177V219H175ZM175 220H174V221H175ZM209 220H210V219H209ZM215 220H217V219H216V218H215V219H212V218H211V223L213 222V223L215 224V223H216ZM218 220H219V219H218ZM239 220H240V219H239ZM249 220H250V219H249ZM174 221H171V222L169 221V222H170V223H169L167 220H165L164 223L166 224V226H168V223H169V225L172 224L173 226H172V225H171V226L173 227L174 230H176L175 227H176L177 225H179V224H178L179 221H175V222L177 223L176 226H175V222H174ZM180 221H181V220H180ZM186 221H189L188 218L186 219ZM219 221H220V220H219ZM244 221H245V220H244ZM251 221H252V220H251ZM251 221H250V222H251ZM261 221H262V220H261ZM5 222H6V221H5ZM161 222H162V221H161ZM235 222H234V225L232 224L233 227L237 225V224H235ZM74 223H75V222H74ZM142 223H143V222H142ZM164 223H163V225H165ZM173 223H174V224H173ZM181 223L183 224L184 221L182 220ZM211 223H210V224H211ZM231 223H232V222H231ZM238 223L240 224V222H238ZM107 224H108V221H107ZM107 224H105L106 227H107ZM214 224H212L213 227L216 226V225H214ZM226 224H227L228 226H229V225L231 226V224H229V222H228V223L226 222ZM77 225H78V224H77ZM141 225H142V224H141ZM161 225H162V224H161ZM186 225H188V223H186ZM244 225H246V224H244ZM250 225H252V224H250ZM255 225H256V224H255ZM108 226H109V225H108ZM180 226H181L182 228H185L184 225H180ZM246 226H247V225H246ZM246 226H245V227H246ZM253 226H254V225H253ZM256 226H257V225H256ZM1 227H2V225H1ZM168 227H169V230H168V232H169V231H170V226H168ZM217 227H218V226H217ZM236 227L239 228V225L236 226ZM240 227H241V226H240ZM245 227H244V228H245ZM260 227H261V226H260ZM260 227H258V228H260ZM143 228H145V227H142V229H143ZM157 228H158V230H160V229H161V226H160V229H159V226H158ZM157 228H156V229L154 228L155 231H153V232H155V233H153V235H154L155 237H158V238L161 237V238H162V235L164 236V234L162 233L163 228H162V230H160L161 233L158 232ZM165 228H166V227H165ZM227 228H229V227H227ZM237 228H235V229H237ZM241 228H242V227H241ZM263 228H264V225H263ZM31 229H32V228H31ZM86 229H87V228H86ZM173 229H171V231H174ZM217 229H218V228H217ZM217 229L215 228V230H217ZM219 229H220V227H219ZM233 229H234V228H233ZM13 230H14V229H13ZM182 230H183V229H182ZM184 230H185V229H184ZM246 230H247V228H246ZM249 230H250V229H248V231H249ZM251 230H252V229H251ZM256 230H257V229H256ZM0 231H1V229H0ZM176 231H177V230H176ZM176 231H175V233H176ZM178 231H179V230H178ZM222 231H223V230H222ZM240 231H242V229H238V232H240ZM244 231H245V230H244ZM263 231H264V229H263ZM263 231H262V232H263ZM94 232H95V231H94ZM179 232H181V231H179ZM184 232H186V231H184ZM156 233H157L158 236L156 235ZM236 233H237V232H236ZM242 233H243V232H242ZM68 234H69V233H68ZM95 234H96V233H95ZM149 234H150V233H149ZM168 234H169V235H168V238H169L170 240H172V238L176 239L175 236H177V234H176V235H175V234H170V233H168ZM181 234H182V232H181ZM181 234L178 233V235H181ZM183 234H184V233H183ZM250 234H252V231H251ZM250 234H248V235H250ZM256 234H257V233H256ZM160 235H161V236H160ZM166 235H167V234H166ZM172 235H173V236L175 235V236L172 237ZM184 235H186V234H184ZM248 235H247V237H248ZM253 235H254V234H253ZM1 236H2V235H1ZM85 236H86V234H85ZM129 236H130V233H129ZM131 236H132V235H131ZM169 236H171L172 238L169 237ZM235 236H236V235H235ZM235 236H234V237H235ZM250 236H252V235H250ZM250 236H249V237H250ZM186 237H187V236H186ZM244 237H245V236H244ZM258 237H260V235H258ZM261 237H262V240H263V236H262V235H261ZM132 238L134 239L133 236H132ZM158 238H157L156 240H158ZM161 238H160L159 240H161ZM168 238L165 237V239H168ZM239 238H240V237H239ZM239 238H238V240H240ZM184 239H186V238H184ZM189 239H192V238L189 237ZM235 239H236V237H235ZM235 239H234V240H235ZM241 239H242V238H241ZM245 239H247V238H245ZM245 239H244V241H245ZM250 239H251V238H250ZM254 239H256V241H257V239H259V238L256 237V238H254ZM254 239H253V242H252V243H253V247L255 248V246L257 245V244H256L257 242L254 241ZM108 240H109V239H108ZM131 240H132V239H131ZM153 240L155 241V239H153ZM159 240H158V241H159ZM162 240H163V241H160L161 243H157V241H156V246H159V245L161 246V244H162V246H163V244L167 245L166 243H167L168 240H167L166 242L164 241V239H162ZM178 240H179V239H178ZM231 240H232V239H231ZM234 240H233V241H234ZM64 241H65V239H64ZM175 241H176V240H174L173 242L170 241V243H172V244L174 245ZM229 241H230V240H229ZM235 241H236V240H235ZM235 241H234V243H235ZM248 241L250 242L251 240L248 239V240L245 241V242H248ZM106 242H107V241H106ZM164 242H165V243H164ZM189 242H191V241H189ZM260 242H261V241H260ZM170 243H168V245H170ZM192 243H193V242H192ZM252 243H249V245H251ZM2 244H5V242L2 241ZM176 244H177V243H176ZM228 244H229V242H228ZM254 244H256V245H254ZM168 245H167V248H168V247H170V248L173 247V245H172V247H171V245H170V246H168ZM229 245H230V244H229ZM95 246H96V245H95ZM162 246H161V247H162ZM175 246L177 247V245H175ZM178 246H180V245H178ZM258 246L260 247V246H262V244L257 245L256 248H257ZM1 247H2V246H1ZM114 247H116V246L114 245ZM181 247H182V246H181ZM253 247H252V248H253ZM12 248H13V247H12ZM219 248H220V247H219ZM260 248H262V247H260ZM157 249H158L157 252L159 251V249H163L162 251L166 250V248L164 249V247H163V248H158V247H157ZM214 249H216V248H214ZM214 249H211V250L214 251ZM18 250H19V249H18ZM71 250H72V249H71ZM113 250H114V249H113ZM155 250H156V249H155ZM155 250H154V251L152 250V251L155 253L154 256L157 255V254H156L157 252H156ZM168 250H169V249H168ZM168 250H166L167 253L170 251V250H169V251H168ZM171 250H172L173 252H176V251H177V249L173 250V248H172ZM230 250H231V249H230ZM249 250H250V249H249ZM256 250H258V249H256ZM0 251H1L0 253L2 254V252H3L2 248H1ZM135 251H137V250H135ZM135 251H134V252H135ZM152 251H151V252H152ZM160 251H161V250H160ZM162 251H161V252H162ZM101 252H102V251H101ZM166 252H165V253H166ZM247 252H248V251H247ZM90 253H91V252H90ZM135 253H136V252H135ZM165 253L163 254L165 258H166V257L168 258V256H171V255H166V256H165ZM180 253H182V252H180ZM212 253H214V252H212ZM252 253H254V252H252ZM21 254H22V253H21ZM151 254H152V253H151ZM151 254H149V255L151 256ZM159 254L161 255V253H159ZM171 254H172V252H171ZM173 254H174V253H173ZM248 254H249V253H248ZM259 254H260V253H259ZM263 254H264V253H262V255H263ZM119 255H120V254H119ZM186 255H187V254H186ZM211 255H212V254H211ZM260 255H261V254H260ZM0 256H1V255H0ZM80 256H81V255H80ZM139 256H140V255H139ZM154 256H152V258H154ZM157 256H158V255H157ZM178 256H179V255H178ZM250 256H251V255H249V257H250ZM258 256H259V255H258ZM158 257H160V256H158ZM171 257H172V256H171ZM180 257H181V255H180ZM180 257H179L178 260L181 259V261L183 262V261L185 260V257H184V256H182L181 258H180ZM217 257H218V256H217ZM234 257H235V258H234ZM234 257H232V258H234V259H233L234 261L232 260L233 262H235L236 255H235ZM251 257H253V255H252ZM113 258H114V257H113ZM174 258H175V259H174ZM182 258H184V260H182ZM187 258H188V257H187ZM228 258H229V257H228ZM261 258H262V261L264 262V255H263ZM261 258H257V259L260 260ZM0 259H1L2 261H4L3 258H2V256H1ZM155 259H156V258H155ZM158 259H163V256H162V258H158ZM158 259H157V260H158ZM170 259H171V258H170ZM170 259H169V260H170ZM172 259H174L175 262L177 261L175 255H174V257H173ZM172 259H171V260H172ZM238 259H239V258H238ZM7 260H8V259H7ZM7 260H6V261H7ZM18 260H19V258H18ZM80 260H81V259H80ZM167 260H168V259H167ZM187 260H188V259H187ZM223 260H224V259H223ZM229 260H230V259H229ZM212 261H213V260H212ZM236 261H238V260H236ZM251 261H252V260H251ZM84 262H85V261H84ZM84 262H83V263H84ZM154 262H155V261H154ZM166 262H167V261H166ZM168 262H169V261H168ZM173 262H174V261H173ZM177 262H178V261H177ZM192 262H193V261H192ZM238 262H239V261H238ZM242 262H243V261H242ZM260 262H261V261H260ZM180 263H181V262H180ZM236 263H237V262H235V264H236ZM243 263H244V262H243ZM16 264H19V263L17 262ZM77 264H78V263H77ZM155 264H156V263H155ZM231 264H232V263H231ZM251 264H252V263H251Z\"/></svg>",
	"mask_w": 264,
	"mask_h": 264
}]
</instances>
